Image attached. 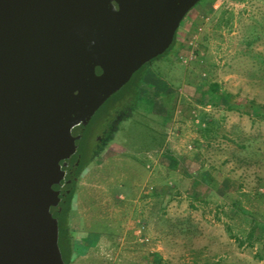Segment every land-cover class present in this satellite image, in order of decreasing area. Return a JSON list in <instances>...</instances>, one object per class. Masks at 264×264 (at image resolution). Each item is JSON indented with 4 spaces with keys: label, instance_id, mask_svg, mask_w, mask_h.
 Segmentation results:
<instances>
[{
    "label": "rangeland",
    "instance_id": "1",
    "mask_svg": "<svg viewBox=\"0 0 264 264\" xmlns=\"http://www.w3.org/2000/svg\"><path fill=\"white\" fill-rule=\"evenodd\" d=\"M176 36L76 179L69 220L88 244L69 264H264V0H199Z\"/></svg>",
    "mask_w": 264,
    "mask_h": 264
},
{
    "label": "water",
    "instance_id": "2",
    "mask_svg": "<svg viewBox=\"0 0 264 264\" xmlns=\"http://www.w3.org/2000/svg\"><path fill=\"white\" fill-rule=\"evenodd\" d=\"M198 1L0 0V264H65L87 124Z\"/></svg>",
    "mask_w": 264,
    "mask_h": 264
},
{
    "label": "trees",
    "instance_id": "3",
    "mask_svg": "<svg viewBox=\"0 0 264 264\" xmlns=\"http://www.w3.org/2000/svg\"><path fill=\"white\" fill-rule=\"evenodd\" d=\"M176 37L177 36H176V31H175L173 41L170 44V46L162 54H160L157 57L152 58L149 62H146L140 68H138L132 74L131 78L119 90H117L115 93H113L106 100V101H108L109 99H111L110 100L111 103L109 106V111L106 112V114L102 120V122L105 123V125H103L104 130L101 133H98L95 135V139H94V142H92L93 144L91 145V148L89 150V152H90L89 154H87V153L82 154L81 153L82 149H81V141H80L79 148H78V151L80 153V162H79V165H78V168L76 171L74 185H73V188L70 191V193L67 195L66 202H65V205H64V207L60 213L59 222H58V230H59V232H58V244H59L61 254H62V257H63L65 264H69L70 255L76 249V244H75V241L73 240V235H72V230L70 228V220H69V212L71 210L72 198H73V195L75 192L76 179L79 176V174L81 173V171L83 170V168L91 161L92 157L103 147L104 140L107 139L108 134H109V130H111L110 128L114 127L113 124H115V122L117 120L122 119L123 115L124 116L128 115L129 108L133 107L137 104L138 88L140 86V79H141V76L144 72L146 65L148 63L152 62L153 60L158 59L161 55L166 54L167 51L171 48V46L173 47V45L176 41ZM124 87H126V89L122 90ZM210 89L212 92L211 97L214 99V101H216L218 98L221 97V95L217 89V84H215V83L210 84ZM225 97L231 98L230 95H226V94H225ZM234 103L236 105H242V106L250 108V109H253V108H255L256 110L261 109V106L259 104H256L254 101H250V100H236ZM123 108H124V111H122ZM119 111L120 112L122 111L123 113L119 114ZM85 130H86V128H85ZM113 130H114V128H113ZM81 140H82V138H81Z\"/></svg>",
    "mask_w": 264,
    "mask_h": 264
},
{
    "label": "crops",
    "instance_id": "4",
    "mask_svg": "<svg viewBox=\"0 0 264 264\" xmlns=\"http://www.w3.org/2000/svg\"><path fill=\"white\" fill-rule=\"evenodd\" d=\"M71 211V210H70ZM69 215H70V212H69ZM80 221H81V219H80ZM79 220H78V222L76 223V224H78L79 222H80ZM80 224H81V222H80ZM83 225V224H82ZM78 226V225H77ZM76 226V227H77ZM70 228H71V223H70ZM72 230V229H71ZM86 232H84L83 231V229H82V226L80 225V226H78L77 228H76V231H74V233L72 232V235H73V240L75 241V244L79 247H83V248H85V251H86V249H87V244H88V240H87V236H86ZM83 253H85L84 251H83ZM82 253V254H83ZM74 255H78L77 253H71V255H70V259H73V257H74Z\"/></svg>",
    "mask_w": 264,
    "mask_h": 264
}]
</instances>
